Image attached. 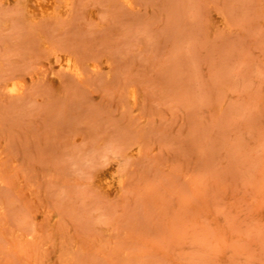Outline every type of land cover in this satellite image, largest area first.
<instances>
[{
  "label": "rangeland",
  "instance_id": "374dc122",
  "mask_svg": "<svg viewBox=\"0 0 264 264\" xmlns=\"http://www.w3.org/2000/svg\"><path fill=\"white\" fill-rule=\"evenodd\" d=\"M25 1L0 0V264H264V0Z\"/></svg>",
  "mask_w": 264,
  "mask_h": 264
},
{
  "label": "bare ground",
  "instance_id": "6f19581e",
  "mask_svg": "<svg viewBox=\"0 0 264 264\" xmlns=\"http://www.w3.org/2000/svg\"><path fill=\"white\" fill-rule=\"evenodd\" d=\"M72 0H26V12L33 21H37L41 18L53 17L63 14L70 6ZM125 4L130 5L131 0H122ZM51 51L52 63L57 68L66 70L67 72L81 78L83 70L78 58L75 57L76 53H72L69 50H56L48 44H45ZM75 54V55H74ZM94 61L95 59H88ZM87 60V61H88ZM98 64V63H97ZM95 62L90 63V67L93 70H97L99 66ZM5 88L10 93H20L22 90V82L20 80L9 79L6 82ZM129 97L132 101L135 99V91L133 88L129 90ZM103 170V169H102ZM96 183L103 189L109 190L113 188L112 175L109 171H103L96 177Z\"/></svg>",
  "mask_w": 264,
  "mask_h": 264
},
{
  "label": "clouds",
  "instance_id": "9594fccd",
  "mask_svg": "<svg viewBox=\"0 0 264 264\" xmlns=\"http://www.w3.org/2000/svg\"><path fill=\"white\" fill-rule=\"evenodd\" d=\"M108 165H106L105 167H107Z\"/></svg>",
  "mask_w": 264,
  "mask_h": 264
}]
</instances>
